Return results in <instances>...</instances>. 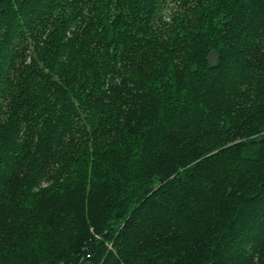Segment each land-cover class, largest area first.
Segmentation results:
<instances>
[{
    "label": "trees",
    "instance_id": "trees-1",
    "mask_svg": "<svg viewBox=\"0 0 264 264\" xmlns=\"http://www.w3.org/2000/svg\"><path fill=\"white\" fill-rule=\"evenodd\" d=\"M0 264H264V0H0Z\"/></svg>",
    "mask_w": 264,
    "mask_h": 264
},
{
    "label": "rangeland",
    "instance_id": "rangeland-1",
    "mask_svg": "<svg viewBox=\"0 0 264 264\" xmlns=\"http://www.w3.org/2000/svg\"><path fill=\"white\" fill-rule=\"evenodd\" d=\"M168 13V11H166ZM211 60L215 61V54L211 55Z\"/></svg>",
    "mask_w": 264,
    "mask_h": 264
}]
</instances>
